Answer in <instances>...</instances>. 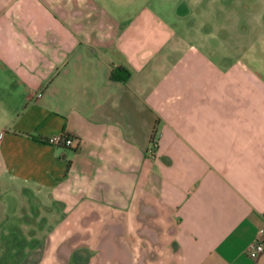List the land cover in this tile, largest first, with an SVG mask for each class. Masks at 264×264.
Wrapping results in <instances>:
<instances>
[{
    "label": "crops",
    "instance_id": "obj_1",
    "mask_svg": "<svg viewBox=\"0 0 264 264\" xmlns=\"http://www.w3.org/2000/svg\"><path fill=\"white\" fill-rule=\"evenodd\" d=\"M262 52L264 0H0V260L81 215L102 264H264Z\"/></svg>",
    "mask_w": 264,
    "mask_h": 264
},
{
    "label": "rangeland",
    "instance_id": "obj_2",
    "mask_svg": "<svg viewBox=\"0 0 264 264\" xmlns=\"http://www.w3.org/2000/svg\"><path fill=\"white\" fill-rule=\"evenodd\" d=\"M250 36L248 26L246 37ZM83 219L81 215L73 216L70 223H64L59 229L40 233L37 244H19L18 255L12 259L0 260V264H102V261L112 260L111 244L114 234L83 231L80 228ZM122 237L125 245L131 242L132 247L136 248L128 249L126 246L122 253L124 257L129 255V264H163L170 256L168 244L160 234L143 233L134 236L126 233ZM124 257L122 261L125 260Z\"/></svg>",
    "mask_w": 264,
    "mask_h": 264
},
{
    "label": "built area",
    "instance_id": "obj_3",
    "mask_svg": "<svg viewBox=\"0 0 264 264\" xmlns=\"http://www.w3.org/2000/svg\"><path fill=\"white\" fill-rule=\"evenodd\" d=\"M48 142L54 146H65L72 147L74 141L68 136V134H60L55 136H50ZM246 253L248 257L252 260L256 259L260 254L264 253V242L263 240L255 239L247 247Z\"/></svg>",
    "mask_w": 264,
    "mask_h": 264
},
{
    "label": "trees",
    "instance_id": "obj_4",
    "mask_svg": "<svg viewBox=\"0 0 264 264\" xmlns=\"http://www.w3.org/2000/svg\"><path fill=\"white\" fill-rule=\"evenodd\" d=\"M130 76V72L125 68L117 67L115 70L111 72V79L119 80L120 82L126 81Z\"/></svg>",
    "mask_w": 264,
    "mask_h": 264
}]
</instances>
